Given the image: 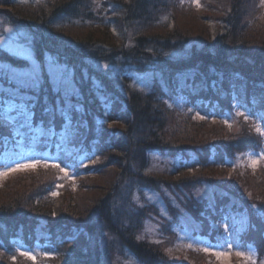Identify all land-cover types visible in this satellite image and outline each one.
Listing matches in <instances>:
<instances>
[{"label":"trees","instance_id":"trees-1","mask_svg":"<svg viewBox=\"0 0 264 264\" xmlns=\"http://www.w3.org/2000/svg\"><path fill=\"white\" fill-rule=\"evenodd\" d=\"M188 2L0 0V25L5 22L27 34L38 61L51 57L71 68L77 87L66 108L47 74L38 87L20 88L31 96L27 104L33 124L57 133L66 128L71 151L66 154L60 144L59 167L42 163L36 173L0 182V264H123L125 252L139 264H188L167 250V235L173 236L170 227L180 212L170 208L174 220L163 230L165 219L157 207L135 196L199 186L220 189L225 196L215 204L187 201L186 214L198 226L197 236L221 244L222 212H236L247 215L236 242L252 244L264 254V167L258 177L246 173L248 182L239 188L230 163L264 148V128L237 105L244 102L257 118L264 116V28L255 30L260 3L205 0L208 5L201 15L194 10L192 20L213 24L215 31L201 38L193 34L196 28L188 30L178 22L182 14L193 12ZM0 61L19 68L28 64L2 48ZM138 73L155 74L153 90L135 85ZM174 97L189 100L202 116L190 111V104H171ZM3 106L0 102L1 152L16 137L14 125L2 118ZM226 110L240 120L239 133L222 120ZM56 142L49 143L53 151ZM191 153L198 158L191 166L152 169L154 157ZM86 158L88 165L80 167ZM64 165L70 167L67 173ZM97 176L104 178L102 185L92 182ZM93 189L89 199L87 192ZM148 220L161 222L158 241L145 233ZM36 242L53 255L33 261L16 251L20 243ZM200 259L193 264H202Z\"/></svg>","mask_w":264,"mask_h":264},{"label":"rangeland","instance_id":"rangeland-1","mask_svg":"<svg viewBox=\"0 0 264 264\" xmlns=\"http://www.w3.org/2000/svg\"><path fill=\"white\" fill-rule=\"evenodd\" d=\"M19 1L37 3L42 0ZM204 2L205 0H198L200 6L197 7L196 0H189L188 3H191L190 6L193 7V12L187 10L188 12L186 11V14H182L184 16H180L178 20L183 28H187L188 30H190V28L191 30L196 28L197 32H194L193 34H198V37L201 38L214 35L212 31H215V25L213 24H210V26L208 24H203L201 19L197 22L193 21L195 20V15L192 14L194 13V10L198 11L197 15H201L203 9L208 5V2L206 5H204ZM259 3L260 5L258 4V9H260V11L257 14L259 25L255 27V30L264 28V6H262L264 5V0H259ZM214 19H216V17ZM26 37L27 34L19 31V29H16L12 25L6 24L5 22L0 25V48L11 55L28 62L25 67L19 68L0 61V77L2 80L4 79L3 81L6 80V82L8 81L9 83L18 86L17 88H12L11 86L4 85L0 81V102H4V109H1L3 115L2 118L7 122L12 123L14 125V130H16V137L14 140L6 145L2 152L0 151V182H4L17 175L40 171L41 168L38 166L42 160L57 165L61 157V155H59L60 144L64 145L63 151L67 152V154L71 151L70 146L67 145L71 133H66L65 131L57 133L33 124V116L30 112V106L27 104V102L30 101L31 96L24 92L22 93L20 88L38 87L43 81L44 74H47L54 89L63 94V97L65 98L64 107L66 108L72 104L70 99L71 94H77V87L72 78V70L51 57L45 60L44 63L38 61L32 47L29 46ZM154 76L155 74L138 73L133 76V79L135 80V85H137V87L142 90L151 91L153 90L152 83ZM162 89L166 92L168 91L164 85H162L161 90ZM172 92H174V95L176 94L175 91H171L170 95ZM196 92H198V90H196ZM2 93L5 94V96H2ZM169 102L171 104L175 103L178 107L190 104L189 100L182 97L175 98ZM237 105L240 111H248L246 112L247 114H244L245 117L256 118L258 126L264 128V116L257 118L256 115L252 113V108L248 107L244 102H237ZM189 109L190 111L195 112L196 116H202L197 111V107H194L192 104H190ZM62 111L65 113V110ZM221 118L228 126L233 127L235 132L239 133V130L241 129L240 120L233 115L232 111L226 110ZM244 128L245 127L243 126V129ZM43 138H48L50 140L43 142L41 141ZM54 139L57 141L54 144L55 152L51 149L52 144H49L50 141H53ZM41 143L49 144L46 150L38 149L39 144ZM231 160L232 171L237 174L234 180L237 179L239 181V188H241L243 181L248 182V180H244L246 173H254L258 177L261 173L260 171L263 170L264 148H258L256 151H249L244 155L236 157L235 160ZM197 161V155L194 153H191L189 157L172 158L157 156L153 158L152 169L158 170V172H163L164 170L172 171L180 164L191 166ZM92 163L93 162H91V164ZM21 165H34V167L21 168ZM13 169L17 170L13 171ZM68 171V166L65 165V172L67 173ZM4 172H7V175H3L2 173ZM75 174L76 173L71 174V176L76 178ZM253 179L255 182L260 181V178L253 177ZM92 182L95 183V185H102V183H104V178L97 176ZM249 182L255 187L254 181ZM245 186H247V184H245L244 187ZM87 193V197L91 199L90 196L96 193V190L93 189ZM221 196H225V193L220 189L213 188L212 186H199L191 191L172 188L144 191L142 195H136L135 198H144L147 203L157 207L159 213L165 219L163 230L168 222L174 220L170 208H174L180 212L177 217L178 222L170 227L173 236L167 235L169 238L168 244L170 246H167V250L170 255L177 256L178 258L183 257L188 264H193L199 258H201L200 260L202 261V264H264V254L260 253L255 246L252 244H249V246H242L236 242L237 235L245 231L247 215L234 212L229 216L222 212L221 226L223 228V242L221 244L212 243L209 238L206 240L197 236L199 228L186 214L185 205L187 204V201L191 199L198 202L206 200L209 204H215L217 198ZM160 223L161 222L158 220H148L145 223V233L149 235L150 239L153 241H158L159 236L163 235L160 232ZM189 249H193V251ZM198 249H201L203 252H199ZM205 249H207V251H205ZM16 251L19 254L22 252L27 253V255L24 256L28 258L30 256L34 257V259H31L33 261L53 255L51 250L46 249L40 243L31 246L20 243ZM218 253H222V255H217ZM238 253H242L243 255H238ZM209 259L210 261H213V263H211ZM122 263L139 264L138 261L128 252L124 253Z\"/></svg>","mask_w":264,"mask_h":264},{"label":"snow or ice","instance_id":"snow-or-ice-1","mask_svg":"<svg viewBox=\"0 0 264 264\" xmlns=\"http://www.w3.org/2000/svg\"><path fill=\"white\" fill-rule=\"evenodd\" d=\"M196 6L197 7H199L200 5H199V3H198V0H196ZM262 6H264V5H262ZM240 115H243V113H240ZM257 131H260V129L259 128H257ZM262 134H264V133H262ZM54 167H59L58 165H53ZM21 168H27V167H34V165H21L20 166ZM15 170H17V169H13V171H15ZM61 171H63V169H61ZM3 175H7V172H4V173H2ZM138 239H139V237H138ZM205 251H207V249H205ZM21 255H27V253H21ZM217 255H222V253H218ZM238 255H243L242 253H238ZM30 259H34V257H29ZM247 259V258H246Z\"/></svg>","mask_w":264,"mask_h":264}]
</instances>
